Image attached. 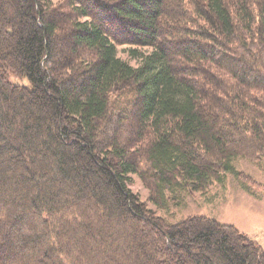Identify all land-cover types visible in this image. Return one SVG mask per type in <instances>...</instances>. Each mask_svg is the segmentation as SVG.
I'll use <instances>...</instances> for the list:
<instances>
[{"label": "trees", "instance_id": "16d2710c", "mask_svg": "<svg viewBox=\"0 0 264 264\" xmlns=\"http://www.w3.org/2000/svg\"><path fill=\"white\" fill-rule=\"evenodd\" d=\"M238 157L264 160V0H0V264H264L130 188L260 187Z\"/></svg>", "mask_w": 264, "mask_h": 264}, {"label": "rangeland", "instance_id": "374dc122", "mask_svg": "<svg viewBox=\"0 0 264 264\" xmlns=\"http://www.w3.org/2000/svg\"><path fill=\"white\" fill-rule=\"evenodd\" d=\"M59 1V0H51ZM119 55L136 66L138 61L131 59L123 47ZM10 80L22 85H30L27 77L13 74ZM235 168L260 183L247 191L242 181L233 173H227L222 182L212 185L205 191L181 193L172 200L166 209H158L149 200V191L138 176H132L130 188L138 193L156 214L172 223H179L192 217H207L223 224L234 225L241 233L253 239L264 250V160L259 163L244 157L233 160ZM249 183V182H248Z\"/></svg>", "mask_w": 264, "mask_h": 264}]
</instances>
